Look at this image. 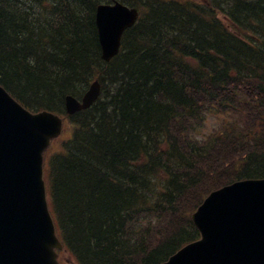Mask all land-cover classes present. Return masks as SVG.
I'll use <instances>...</instances> for the list:
<instances>
[{"label":"trees","instance_id":"trees-1","mask_svg":"<svg viewBox=\"0 0 264 264\" xmlns=\"http://www.w3.org/2000/svg\"><path fill=\"white\" fill-rule=\"evenodd\" d=\"M164 1L139 0L138 23L103 63L97 0H0V85L15 99L62 113L64 95L101 84L46 157L76 264H161L199 237L190 214L211 190L264 178V0ZM52 36L67 43L57 53ZM227 112L245 121L197 136L207 114Z\"/></svg>","mask_w":264,"mask_h":264},{"label":"water","instance_id":"water-1","mask_svg":"<svg viewBox=\"0 0 264 264\" xmlns=\"http://www.w3.org/2000/svg\"><path fill=\"white\" fill-rule=\"evenodd\" d=\"M97 18L102 57L116 55L135 10L118 7ZM99 95L93 83L82 104L67 96L68 113L86 109ZM50 113L31 115L0 88V264H58L57 240L47 212L42 154L61 132ZM201 240L164 264H264V180L245 181L213 193L192 216Z\"/></svg>","mask_w":264,"mask_h":264},{"label":"rangeland","instance_id":"rangeland-1","mask_svg":"<svg viewBox=\"0 0 264 264\" xmlns=\"http://www.w3.org/2000/svg\"><path fill=\"white\" fill-rule=\"evenodd\" d=\"M160 1H163V2H165L164 0H160ZM174 1V0H173ZM175 1H182V0H175ZM197 1H201V4H202V6H201V8H204V9H206L207 10V7L205 6L206 4L204 3V0H197ZM219 1V0H218ZM231 0H228V3L230 2ZM131 2H133V3H137V2H139V0H134V1H131ZM233 4H235L234 2H233ZM224 6V8L225 7H227L228 6V4H224L223 5ZM220 19H221V21L225 24V25H228V23L220 16L219 17ZM230 29L231 30H233L232 28H231V26H230ZM244 32V30L243 31H240V33H243ZM239 32H237V34H240ZM245 35L247 36V29H245ZM248 33L250 34V31H248ZM245 41L247 42H252V41H254V39L252 38L251 40H247V38H245ZM102 61V60H101ZM217 101H221V99H217ZM228 104L229 105H232L230 102H228ZM229 116H226V114L225 115H222V116H220V117H222L223 119H226V120H238V122L239 121H245V119H244V117H243V114H241V115H239V114H232V113H227ZM232 115V116H231ZM241 116H242V118H241ZM207 121V123H206V125H205V127H204V129H203V132L204 133H208L210 130H212L214 127H216L217 125H218V123H219V121L216 119V118H214V117H208V119L206 120ZM232 123H233V121H231ZM231 123V124H232ZM68 135V132L66 133V136ZM212 186V185H211ZM61 259L64 261V262H66V264L69 262L68 261V257H67V254H63L62 255V257H61Z\"/></svg>","mask_w":264,"mask_h":264},{"label":"bare ground","instance_id":"bare-ground-1","mask_svg":"<svg viewBox=\"0 0 264 264\" xmlns=\"http://www.w3.org/2000/svg\"><path fill=\"white\" fill-rule=\"evenodd\" d=\"M98 1V0H97ZM54 11V10H53ZM52 14V13H51ZM35 15V14H34ZM49 20V19H48ZM64 27V26H63ZM64 29V28H63ZM74 29V28H73ZM66 30V29H65ZM24 31V30H23ZM73 31V30H72ZM69 32H70V30H69ZM89 32H90V30H89ZM71 33V32H70ZM90 33H92V32H90ZM66 34V33H65ZM70 35V34H69ZM93 36V35H92ZM92 36H91V38H92ZM65 37V36H64ZM61 38V37H60ZM59 39V38H58ZM94 39V38H93ZM44 40V42H45V40H47V42H46V45L48 46V47H50L51 48V50L52 51H54L55 53H57L56 51L58 50V49H61L64 45H67V43L64 41V40H60V41H58L57 39H56V37H54V36H52V37H50V38H47V39H43ZM93 41V40H92ZM96 43V42H95ZM196 45V44H195ZM94 47V46H93ZM110 62V61H109ZM172 66V65H171ZM88 67V66H87ZM167 71V70H166ZM61 89V88H60ZM138 89V88H137ZM129 90V89H128ZM140 91V90H139ZM147 94V93H146ZM66 95H71V94H66ZM66 95H64V96H66ZM147 96V95H146ZM145 96V97H146ZM77 191V190H76Z\"/></svg>","mask_w":264,"mask_h":264}]
</instances>
